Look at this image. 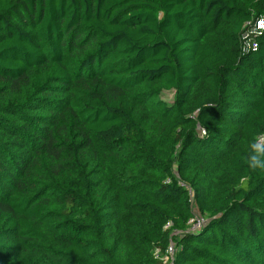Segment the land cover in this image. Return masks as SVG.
<instances>
[{
    "label": "trees",
    "instance_id": "1",
    "mask_svg": "<svg viewBox=\"0 0 264 264\" xmlns=\"http://www.w3.org/2000/svg\"><path fill=\"white\" fill-rule=\"evenodd\" d=\"M262 18L0 0V264H264Z\"/></svg>",
    "mask_w": 264,
    "mask_h": 264
},
{
    "label": "built area",
    "instance_id": "2",
    "mask_svg": "<svg viewBox=\"0 0 264 264\" xmlns=\"http://www.w3.org/2000/svg\"><path fill=\"white\" fill-rule=\"evenodd\" d=\"M264 29V18L259 19L254 26V28L248 33H258L259 31ZM248 34L245 36V38L248 37ZM248 42L246 43V47L244 48L245 50L248 49L251 46V40H247ZM254 48L257 47V44L255 43ZM203 219L202 218H194L190 221L191 223V229H198L200 225L202 224ZM170 223L166 225V227H169ZM176 244L174 242H171L168 247L166 248L164 255L161 254V251L156 252V257L160 258L161 260L165 261L166 264H175V254H176Z\"/></svg>",
    "mask_w": 264,
    "mask_h": 264
},
{
    "label": "clouds",
    "instance_id": "3",
    "mask_svg": "<svg viewBox=\"0 0 264 264\" xmlns=\"http://www.w3.org/2000/svg\"><path fill=\"white\" fill-rule=\"evenodd\" d=\"M255 160H260L261 163H254L252 161ZM250 166L253 168H264V158L258 157V156H253L250 161Z\"/></svg>",
    "mask_w": 264,
    "mask_h": 264
},
{
    "label": "rangeland",
    "instance_id": "4",
    "mask_svg": "<svg viewBox=\"0 0 264 264\" xmlns=\"http://www.w3.org/2000/svg\"><path fill=\"white\" fill-rule=\"evenodd\" d=\"M163 98H165L169 103H171L173 101V91L165 92ZM260 142L263 143V140H261ZM194 211L197 213L195 208Z\"/></svg>",
    "mask_w": 264,
    "mask_h": 264
}]
</instances>
